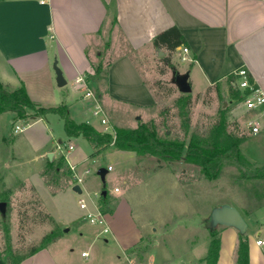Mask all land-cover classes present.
I'll return each instance as SVG.
<instances>
[{
  "label": "rangeland",
  "instance_id": "obj_1",
  "mask_svg": "<svg viewBox=\"0 0 264 264\" xmlns=\"http://www.w3.org/2000/svg\"><path fill=\"white\" fill-rule=\"evenodd\" d=\"M171 57L177 70L192 81L190 93H180L173 82L175 73L165 69L161 57L154 58L159 75L150 78L149 85L155 105L143 112L121 103L107 109L99 102L110 129H133L154 121L160 136L182 138L184 132L176 101L182 95H189L190 123L186 142L194 132L208 135L219 121L221 110L226 108L224 117L228 130L239 131L247 137L239 145L240 152L254 164H264V134L248 135L245 129L248 115L240 109L241 101H230L227 85L197 94L204 89L198 70L187 61H181L176 51ZM102 64H106V59ZM95 81V85L102 84L103 78ZM90 90L96 93L93 87ZM43 118L28 115L18 119L13 112L0 114V203L4 209V214L0 213V257L4 260L10 258L9 251L14 256L26 255L40 244L43 236L57 229L63 236L48 245L57 261L66 257L73 264H120L115 258L117 244L111 239L109 227V232L102 234V226L84 220L78 205L80 199L89 211H93L95 205L100 211H114V228L120 234L130 233L135 226L146 231L141 243L127 251L130 264H162L177 256L187 257L184 255L189 249L196 255H204L209 247V229L222 228L214 225L213 216L214 208L221 202L230 203L240 211L246 219L247 239L252 243L257 239L263 241L264 251V182L249 179V169L226 161L218 176L210 179L194 165L162 163L163 168L157 169L154 158H140L132 152L106 148L91 156V148L84 139L65 137L62 121L55 115H47V120L42 122L46 132L41 125L28 129L34 121ZM15 126L24 130L15 132ZM96 128L102 129L100 125ZM49 137L63 143L55 159L61 156L64 159L58 172L46 166L44 157H39L42 146L46 142L50 145ZM68 145L73 146L71 153L84 158L76 164V170L66 161ZM100 168L107 171L103 182L97 175ZM75 184L81 194L71 190ZM104 190L107 201L101 205L100 194ZM193 210L200 213L201 220L191 214ZM244 211L251 213L249 219ZM150 228H154L155 235ZM82 251L88 255L86 259L80 256ZM195 264L203 263L195 261Z\"/></svg>",
  "mask_w": 264,
  "mask_h": 264
},
{
  "label": "crops",
  "instance_id": "obj_2",
  "mask_svg": "<svg viewBox=\"0 0 264 264\" xmlns=\"http://www.w3.org/2000/svg\"><path fill=\"white\" fill-rule=\"evenodd\" d=\"M172 26L181 33L186 42L182 48L188 51L183 54L180 47L176 54L195 67L204 80L203 93L197 94L215 86L226 87L227 76L240 68L246 69L252 83L264 92V0H46L44 4L39 0H0V82L11 89L22 83L30 99L43 107L65 103L76 122L96 128L98 123L90 112L92 99L82 98L76 91L75 79L92 77L94 67L106 59L100 75L103 83L95 85L94 78L87 83L99 92V102L107 109L118 103L143 112L151 109L155 97L149 80L159 75L154 66L158 49L152 41ZM54 64L65 81L62 87L56 85ZM171 64L173 73L181 74ZM189 83L192 87V81ZM240 109L248 119L256 115ZM46 120L47 116L38 119L28 129L41 125L46 132L42 124ZM262 134L264 130L251 136ZM49 139L50 145L46 142L42 146L39 157L47 160L46 154L52 152L55 160L63 143ZM108 148L117 151L112 145ZM67 154V164L76 170V164L84 158L70 151ZM222 204L236 208L227 202L218 206ZM244 213L249 219L251 213ZM114 214L108 212L105 218L111 239L117 244L115 258L120 264H130L127 251L141 243L146 231L135 226L130 233L120 234L114 228ZM191 214L201 220L198 211ZM150 231L155 232L154 228ZM217 238L219 250L214 264H236L238 232L222 227L217 230ZM257 240L252 243L247 239L249 264H264L263 244L256 245ZM207 252L196 255L189 249L184 255L187 257L177 256L162 264H206ZM80 256L88 257L84 251ZM19 264L73 263L66 257L57 261L47 245Z\"/></svg>",
  "mask_w": 264,
  "mask_h": 264
},
{
  "label": "trees",
  "instance_id": "obj_3",
  "mask_svg": "<svg viewBox=\"0 0 264 264\" xmlns=\"http://www.w3.org/2000/svg\"><path fill=\"white\" fill-rule=\"evenodd\" d=\"M154 48L164 50L166 55L160 58L166 70H173L171 64V54L177 49L186 46V42L179 30L175 27H169L158 33L152 41ZM103 73L102 63L94 67L93 76H84L88 83L91 78L99 79ZM162 73V71H161ZM238 77L234 74L227 76L226 85L230 101H241L243 95L249 93L248 90L241 92L235 83ZM249 83L253 85L248 76ZM254 86V85H253ZM218 88V86H215ZM216 88V89H217ZM95 97L99 100L100 94L97 90ZM217 91V90H216ZM209 92V90L207 91ZM179 117L181 118V128L184 132L182 138L170 139L166 134L160 136L154 121L139 124L136 128H113L112 133H106L98 130L93 125L85 122H76L70 115L68 106L63 103L54 107H43L30 99L22 83L16 89H9L8 86L0 82V114L4 112H13L18 119H24L28 115L34 117H45L49 114L57 116L63 125V131L67 139L82 138L91 148V156H95L110 145L117 151L132 152L137 157H152L155 159L157 169H162L163 164L171 166L175 163L191 164L200 169L201 174L210 179H215L220 173L224 162H232L235 166L249 169V179L262 180L264 182V164L256 165L241 152L239 145L247 139L244 133L239 131H229L226 123L224 110H221L219 121L216 122L208 132V135L202 136L192 133L186 142L189 132L188 109L191 104L189 95H182L177 101ZM29 113V114H27ZM63 156L59 160H46V166L53 168L54 172L61 169ZM242 175H246L242 172ZM248 178V177H247ZM105 191V190H104ZM107 201V192L105 196L100 195L101 205ZM107 210L101 212L107 213ZM48 217V216H44ZM62 234L57 229L42 237L37 247L31 248L24 256H14L9 251V259L4 260L0 257L3 264H19L23 260L31 257L38 251L44 249L47 245L55 242ZM219 240L217 230H210V243L204 261L206 264H214L218 257ZM236 264H249L248 243L244 235H239L238 246L236 250Z\"/></svg>",
  "mask_w": 264,
  "mask_h": 264
},
{
  "label": "built area",
  "instance_id": "obj_4",
  "mask_svg": "<svg viewBox=\"0 0 264 264\" xmlns=\"http://www.w3.org/2000/svg\"><path fill=\"white\" fill-rule=\"evenodd\" d=\"M46 0H39L40 4H44ZM182 53L186 54L188 51L186 48H182ZM235 75L238 77L237 80V88L243 92L248 90L249 93L247 95H243L241 100V108L245 112H256V115L253 118H249L246 123V128L250 135H257L260 134L264 130V92L249 83L248 80V71L244 68H240L235 71ZM75 89L79 92L82 98L92 99V104L90 107L91 116L94 120L97 121L98 125L101 126V130L106 133H112L113 131L110 129L108 125V121L102 108L101 104L99 103L98 99L95 97L93 92L88 87V84L83 76H79L75 79ZM24 130V127L15 126V132H21ZM61 149V145L58 146ZM73 149L72 145L67 146V152ZM73 170L74 167L70 166ZM110 167H108V170ZM80 182V179H78ZM118 189L115 188L114 192H117ZM79 209L83 211V219L88 221L92 225H100L102 226L101 233L106 234L109 232L108 224L105 218V215L99 210V208L95 205L93 211H89L87 209L86 203L80 199L78 201ZM263 242L261 240L256 241V245H262ZM82 256H84L82 254Z\"/></svg>",
  "mask_w": 264,
  "mask_h": 264
},
{
  "label": "water",
  "instance_id": "obj_5",
  "mask_svg": "<svg viewBox=\"0 0 264 264\" xmlns=\"http://www.w3.org/2000/svg\"><path fill=\"white\" fill-rule=\"evenodd\" d=\"M158 56H163V52L158 50ZM53 69L55 72V82L57 87H62L65 85V81L63 80L61 71L56 67V64L53 65ZM174 84L177 86V89L182 94H189L191 91V86L188 81V75L187 74H176L173 78ZM139 119V117H137ZM53 158V153L50 152L46 154V159L51 162ZM107 173L106 169L100 168L97 171V175L99 176L100 180L104 181V176ZM71 190L75 192L76 194H81L80 187L75 184L71 187ZM101 196L106 195V191H102ZM0 213L4 214L3 204L0 203ZM213 216H214V225L215 226H222L226 228H233L235 229L239 235H244L247 229V223L246 220L243 218V216L238 212V210L228 204H222L213 210ZM215 227L209 229L213 230ZM67 232V229L64 230Z\"/></svg>",
  "mask_w": 264,
  "mask_h": 264
}]
</instances>
